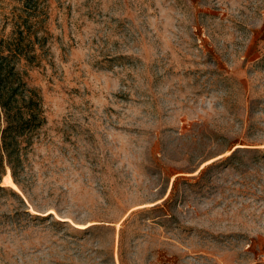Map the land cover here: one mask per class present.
<instances>
[{
    "label": "rangeland",
    "instance_id": "obj_1",
    "mask_svg": "<svg viewBox=\"0 0 264 264\" xmlns=\"http://www.w3.org/2000/svg\"><path fill=\"white\" fill-rule=\"evenodd\" d=\"M0 0L46 122L0 179V264H264V0Z\"/></svg>",
    "mask_w": 264,
    "mask_h": 264
},
{
    "label": "trees",
    "instance_id": "obj_2",
    "mask_svg": "<svg viewBox=\"0 0 264 264\" xmlns=\"http://www.w3.org/2000/svg\"><path fill=\"white\" fill-rule=\"evenodd\" d=\"M37 7V0H23ZM38 36L25 39L23 31L0 37V179L14 168L29 139L46 122L40 90L29 84L20 63L38 58ZM0 188H4L0 186Z\"/></svg>",
    "mask_w": 264,
    "mask_h": 264
}]
</instances>
